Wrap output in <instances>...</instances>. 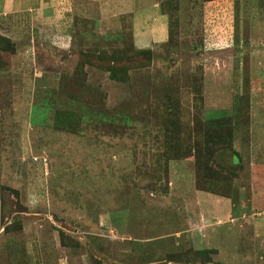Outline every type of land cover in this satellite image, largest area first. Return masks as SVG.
Listing matches in <instances>:
<instances>
[{
  "label": "rangeland",
  "instance_id": "rangeland-1",
  "mask_svg": "<svg viewBox=\"0 0 264 264\" xmlns=\"http://www.w3.org/2000/svg\"><path fill=\"white\" fill-rule=\"evenodd\" d=\"M0 264H264V0H0Z\"/></svg>",
  "mask_w": 264,
  "mask_h": 264
},
{
  "label": "trees",
  "instance_id": "trees-1",
  "mask_svg": "<svg viewBox=\"0 0 264 264\" xmlns=\"http://www.w3.org/2000/svg\"><path fill=\"white\" fill-rule=\"evenodd\" d=\"M142 52L140 54L147 55L151 54L150 50H141ZM128 53V51H124ZM125 54V53H124ZM112 58V55H111ZM112 60V59H111ZM119 60H121L119 58ZM114 62V63H112ZM118 64L115 62V59L111 61V63L107 66V70L110 72V76L114 80L118 81H129V74H128V68H124L122 70H118ZM123 68V66L121 67ZM80 124V115L77 112L74 111H63V110H58L56 112V126L58 128L63 129V130H76L77 127ZM232 117L230 116H225V117H218L214 119H209L206 120L203 124V126L206 128L205 132L210 133V132H218L220 135L222 133H228L231 134L232 130ZM220 139V138H219ZM219 144V143H218ZM217 144V146H218ZM220 148L227 147V146H232L231 144L226 145L225 144H220ZM194 157L195 160L197 161V166L199 169H202V158L204 159L206 151L202 145L197 143L194 146ZM206 151V152H205ZM213 153V152H212ZM200 171V170H199ZM204 172V171H203ZM206 178H203L201 176V173H199V177L197 179V187L199 189L207 190V191H212V192H217L226 196L231 195L230 187L229 184L224 185V183L218 182L219 180L215 179L214 177L206 175ZM223 184V185H222ZM221 185V186H220ZM62 239L64 240V232L62 231L61 233ZM210 252L209 249H202L198 253L202 255H207Z\"/></svg>",
  "mask_w": 264,
  "mask_h": 264
}]
</instances>
